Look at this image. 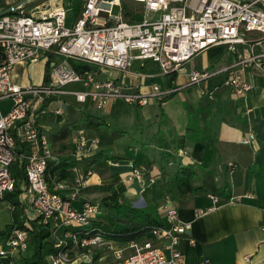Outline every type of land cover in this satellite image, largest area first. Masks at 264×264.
<instances>
[{
    "label": "built area",
    "instance_id": "built-area-1",
    "mask_svg": "<svg viewBox=\"0 0 264 264\" xmlns=\"http://www.w3.org/2000/svg\"><path fill=\"white\" fill-rule=\"evenodd\" d=\"M21 1L0 0V12L3 7ZM127 8L139 14L140 19L125 21L121 0H82L71 25L66 24L67 10L57 0L43 10L34 12V6L27 14L0 16V101H11L8 111L0 115V199L14 186L9 166L17 157L18 141L26 148L19 155L27 182L21 200L41 223L50 226L54 236L57 251L46 258L47 264H72L71 253L86 257L90 263L94 247L102 244L103 238L100 235L79 238L73 231L80 225L87 228L99 213L97 204L81 198L92 171L75 166L71 184L57 181L50 186L45 179L47 163L57 158L39 122L43 114L62 116L67 106L64 97H72L99 113H105L116 103L143 108L172 92L140 80L137 70L145 61L158 63L161 75L172 76L192 57L218 45L235 52L236 45L248 44V55L218 71L192 70L185 86L199 85L234 68L227 73L224 85L234 95H243L251 89L242 76L243 67L252 66L264 78V0H131ZM248 33L258 37L249 39ZM256 48L260 49L258 53ZM47 54L51 59L46 83L32 85L27 72L23 75L25 84L12 79L11 71L16 65L35 64L46 60ZM72 60L88 67L77 72L70 63ZM129 77L136 82L131 84ZM48 106L51 108L47 109ZM252 138L248 134L240 141L248 143ZM69 141L71 156L78 162L99 148V139L83 130L72 131ZM178 154L184 156L186 151L179 150ZM121 179L138 184L139 193L156 181L147 175L143 164L133 163ZM211 198L213 203L218 202L217 197ZM76 201L80 202L79 208L74 207ZM158 210L165 224L151 227L149 238L129 241L127 255H122L121 250L114 251L116 261L112 264H185L177 244L189 226L178 219L170 197H165ZM203 213L198 210L199 215ZM28 238L27 230L13 229L0 240V256L18 259L28 249ZM154 241L163 243L158 245ZM80 248L85 252L78 253Z\"/></svg>",
    "mask_w": 264,
    "mask_h": 264
},
{
    "label": "crops",
    "instance_id": "crops-1",
    "mask_svg": "<svg viewBox=\"0 0 264 264\" xmlns=\"http://www.w3.org/2000/svg\"><path fill=\"white\" fill-rule=\"evenodd\" d=\"M51 2L52 0L47 1V6ZM40 4L45 2L41 1L37 5ZM246 37L251 39L258 35L248 33ZM247 47L248 44L236 45L235 52L228 51L224 45L211 47L194 56L207 53L201 60L202 62L204 59V64H201L203 68L200 69L201 62L194 61L195 58L192 57L179 73L172 75L173 79L172 76L165 75H162L161 79L143 75L141 68L137 70L136 65V70L141 75L140 80L144 84L154 83L161 91L171 89L180 99L181 117L175 124V130L172 126L170 140L180 137L188 124L195 128L208 127L211 147L200 142H189L182 148L173 145L169 147L166 143V140H169L168 132L166 136L162 135L166 137L164 145L158 147V141H152L153 137H148V147H154L155 151L160 152V156L156 153L150 155L154 159H159L156 167L151 164L146 168L147 175L155 178V184L139 193L138 184L123 182L121 178L132 163L128 161L111 166L114 175L107 180H100L91 170L92 175L85 188L86 190L96 184H113L114 191L109 195L111 201L117 200L118 193L123 191L124 197L130 200L132 206L156 205L157 210L165 197H170L178 219L189 226L177 244L185 264H264V78L252 66L243 67L242 76L251 84V89L243 95H234L230 88L224 85L227 73L234 68L205 80L201 83L203 85L185 86L190 71L208 70L210 67L218 71L229 67L236 63L239 57L248 55ZM259 51V48L255 49V52ZM15 67L20 68L19 73L24 80L26 65ZM128 80L131 84L136 82L133 77H129ZM202 91H205V94H202ZM10 105L11 101L4 111L0 109V115L5 114ZM146 107L140 111L146 116L145 119L150 118ZM168 119H172L171 116L166 118ZM154 126L155 132L157 120ZM248 134L253 135V138L248 143H241L240 140ZM47 136L50 141V134ZM182 149L186 151L184 156L178 154ZM144 153L146 155L147 152ZM152 158L149 159L151 162ZM163 159L166 160L165 163ZM179 164H193L198 174L194 184L203 186L205 191L187 195L178 201L172 200L171 196L165 193L162 184L177 170ZM81 169L84 170L82 167ZM83 193L97 192L91 190ZM212 196L217 197L218 202L213 203ZM96 201L99 207L96 219L113 225L114 214L101 206L105 198L100 196ZM74 207L79 208L80 202H74ZM198 210H203L204 213L199 215ZM157 212L162 224H165L163 214L159 210ZM115 226L118 227L116 224ZM149 237L148 231L143 239ZM154 242L158 245L163 243ZM125 249L126 246L103 239V243L93 249V253L99 255L93 264H99L100 261V264H112L116 261L114 251L125 252ZM110 251L114 259H110ZM86 260L84 256H77L72 264H84Z\"/></svg>",
    "mask_w": 264,
    "mask_h": 264
},
{
    "label": "trees",
    "instance_id": "trees-1",
    "mask_svg": "<svg viewBox=\"0 0 264 264\" xmlns=\"http://www.w3.org/2000/svg\"><path fill=\"white\" fill-rule=\"evenodd\" d=\"M43 0H31L23 3L19 9L11 13L10 15H17L23 13L25 9L32 8L39 4ZM7 7H3L1 11ZM123 18L127 22H134L139 20L140 16L137 13H131V10L124 8ZM51 59L50 54H47L45 60L44 73L42 77V84L48 81V66ZM75 71L80 72L82 69L87 68V65H80L75 61H70ZM174 77L172 76V79ZM175 92H171L161 97L157 103L158 116H157V129L154 132L153 137L157 134L160 136L158 141L159 146L162 147L163 141L166 140L165 132H168L169 140L171 139L172 129L165 127L162 128V124L166 122V115L162 108V103L174 96ZM117 104V103H116ZM115 105V104H113ZM112 105V106H113ZM108 113L95 112L89 108H82L79 111V118L76 121L70 120L59 132L50 134L48 142L50 150L56 160L49 161L47 163L45 171V179L51 186V183L57 181H65L71 184L74 179L73 168L77 165L81 166L84 171L92 170L100 180H107L113 177L114 173L111 171V162L125 163L132 162L134 165L143 164L146 168L151 165V161L147 158L145 153L141 152L140 155H120L117 151L112 152L108 145L111 144L113 132L105 121V116ZM140 113L138 106L136 108L135 118L139 119ZM59 121L60 118L57 117ZM161 127V128H160ZM209 128H195L192 125H187L185 132L174 140H166L171 147L172 145L177 148H182L189 144V142H200L211 147V138L209 135ZM77 130H92L100 135L102 142L99 139V148L97 151L89 155L84 161L78 162L71 156V144L69 136L72 131ZM165 135V136H162ZM165 138V139H164ZM145 148L141 145V150ZM25 146L18 141L15 145L16 159L9 166L10 174L14 179V186L10 192H6L1 200H5L9 204V210L13 217L10 224L6 225L0 230V240L6 238L13 229L19 228L27 230L29 233L28 249L29 253H24L19 256L18 259L11 260L0 256V264H47L46 258L54 254L57 249L53 246L54 236L52 234L49 225L41 223L38 217H27L24 215V203L21 201V195L24 192V188L27 186L23 160L19 159V155L25 153ZM166 160L163 159V163ZM198 179V174L194 169L193 164H186L177 166V170L166 178L163 182L165 193L169 194L172 200L178 201L185 198L187 195H193L205 191L201 185H195L194 182ZM115 185H100L96 184L88 189H84L83 192H91L94 190L97 193L109 195L114 191ZM106 210L114 214V224L108 225L106 222L93 218L88 223L87 228H75L73 231L79 238L90 237L94 235H100L104 240L112 241L113 243L126 246L131 240L143 239L151 227L162 225L161 217L158 214L156 205H146L144 207L132 206L129 199L125 198L123 191H120L117 196V200H106L101 204ZM118 227H114V225ZM85 252V249L80 248L78 253ZM71 259L76 258L75 253L70 254ZM99 255L93 253L91 256V262L84 264H93Z\"/></svg>",
    "mask_w": 264,
    "mask_h": 264
},
{
    "label": "rangeland",
    "instance_id": "rangeland-1",
    "mask_svg": "<svg viewBox=\"0 0 264 264\" xmlns=\"http://www.w3.org/2000/svg\"><path fill=\"white\" fill-rule=\"evenodd\" d=\"M16 0H11V2H15ZM45 4H40L36 5L37 7L33 9V11L37 10H43L47 8V1L49 0H43ZM53 1V0H52ZM58 2L61 1L63 7L67 10V25H71L74 21V18L81 7L82 0H57ZM122 8H127V5L131 4V0H121ZM31 11L30 8L25 9L23 13H29ZM117 13V6L113 7V14L116 15ZM37 14V13H36ZM75 15V16H74ZM140 19V18H139ZM207 54L206 52L204 54H200V56L194 57L196 62L200 63L203 56ZM44 64H45V59H41L39 62L35 64H28L26 65V71L27 73L31 76V84L32 85H39L42 84V77L44 73ZM201 64H204V59L200 63V69L203 68ZM19 69L15 67L11 71V76L13 79L16 81V83L20 84H25L26 80L22 79L21 73H19ZM188 70V69H187ZM209 71H214V67H210L208 69ZM141 74L143 75H148V76H155V78H162L161 75V70L159 68L158 63L153 62L151 60L145 61L143 67L140 69ZM188 72V71H187ZM160 81V80H159ZM158 81V82H159ZM203 85V84H199ZM71 87H74V85H70ZM64 100L68 104L64 109V113L62 116H60V120H57V117L50 113L43 114L40 118V124L43 126V130L46 132V134H53L54 132H59L62 127L65 125L66 122L68 121V118L70 120L76 121L79 118V111L82 108H87L83 106L81 103H77L72 97H64ZM158 99H154L152 105L147 106L148 110V117L150 118L145 119V115L140 112L141 108L139 110L140 116L139 119L135 118L136 114V108L137 106H129L123 103H117L113 106H109L107 109H105L108 112V115L105 116V121L108 123L110 126L112 134V141L111 144L108 145V148L114 152L117 151L120 155H140L141 152H147L146 156L148 159H151L154 153L160 156V152L155 151L154 147H148L149 145V138L153 137L154 135V123L157 120L158 116V109L156 108V103ZM9 105V101L1 100L0 102V109L4 111V109ZM52 106H56L55 103L52 104ZM181 103L179 97H176L175 95L168 99L165 100L162 103V108L163 111L167 117H170L172 119L166 120L165 123L162 124V128L168 127L172 129V126L174 127L173 130H175V124L178 123V119L181 117L179 114L182 111L181 108ZM51 106H48L47 109H50ZM139 109V107H138ZM150 113V115H149ZM175 116V117H172ZM177 118V119H176ZM149 119V121H148ZM172 120V122H171ZM151 121V122H150ZM150 122V123H149ZM160 127V128H161ZM85 133L91 137H96L101 140V137L99 134L92 130H85ZM166 135V132H165ZM149 137V138H148ZM70 140V136L68 138ZM160 136L157 134L155 137H153L152 141H159ZM155 143V142H154ZM141 145L145 148L143 151L141 150ZM154 146V145H153ZM151 161V160H150ZM151 164L153 167H156V163L159 162V159H154L152 158ZM110 195V194H109ZM101 194L100 193H83L81 194V198L86 201H90L94 204L97 203L96 199H98L100 196H103L106 200L111 201L110 196ZM22 201V200H21ZM24 201V200H23ZM22 201V202H23ZM24 203V202H23ZM25 210H24V215L31 218L35 217L29 210L28 206L24 204ZM13 220V217L11 215V212L9 210V204L5 200L0 199V230H2L6 225L10 224ZM85 226H78L76 228L80 229ZM125 252H122V255H127L129 253L128 249L124 250ZM26 254L29 253V250L25 252ZM110 254V259H114L112 254V251L109 252ZM105 258V257H104ZM103 261V258H102ZM101 263V261H100ZM99 263V264H100Z\"/></svg>",
    "mask_w": 264,
    "mask_h": 264
},
{
    "label": "water",
    "instance_id": "water-1",
    "mask_svg": "<svg viewBox=\"0 0 264 264\" xmlns=\"http://www.w3.org/2000/svg\"><path fill=\"white\" fill-rule=\"evenodd\" d=\"M26 1H27V0H23V1L19 2L18 4H23V3L26 2ZM18 4H14V5H12V6L8 7V8H6L5 10L1 11V12H0V16H3V15H6V14H11V13H13L15 7H16Z\"/></svg>",
    "mask_w": 264,
    "mask_h": 264
}]
</instances>
